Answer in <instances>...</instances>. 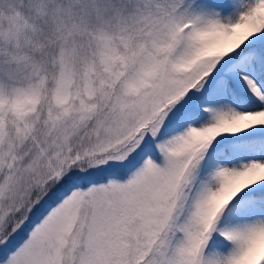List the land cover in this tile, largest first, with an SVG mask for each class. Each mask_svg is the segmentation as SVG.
<instances>
[{"label":"snow or ice","instance_id":"obj_1","mask_svg":"<svg viewBox=\"0 0 264 264\" xmlns=\"http://www.w3.org/2000/svg\"><path fill=\"white\" fill-rule=\"evenodd\" d=\"M0 264H264V0H0Z\"/></svg>","mask_w":264,"mask_h":264}]
</instances>
